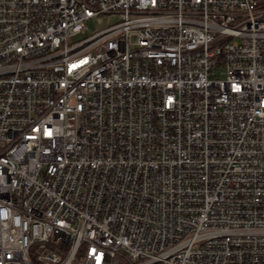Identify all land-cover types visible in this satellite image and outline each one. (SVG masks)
<instances>
[{"label": "built area", "instance_id": "2783aa9c", "mask_svg": "<svg viewBox=\"0 0 264 264\" xmlns=\"http://www.w3.org/2000/svg\"><path fill=\"white\" fill-rule=\"evenodd\" d=\"M0 264H264V0H0Z\"/></svg>", "mask_w": 264, "mask_h": 264}, {"label": "rangeland", "instance_id": "374dc122", "mask_svg": "<svg viewBox=\"0 0 264 264\" xmlns=\"http://www.w3.org/2000/svg\"><path fill=\"white\" fill-rule=\"evenodd\" d=\"M117 20H118L117 14H102L100 21H98L96 18H90L87 21L88 29L86 31V35L90 34L91 32L99 28L107 26L108 24L113 23Z\"/></svg>", "mask_w": 264, "mask_h": 264}]
</instances>
